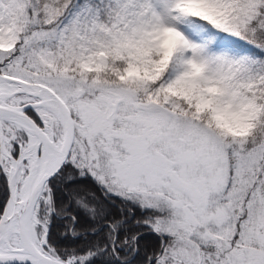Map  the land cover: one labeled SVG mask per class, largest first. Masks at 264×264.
<instances>
[{"label": "snow or ice", "instance_id": "6c2138e0", "mask_svg": "<svg viewBox=\"0 0 264 264\" xmlns=\"http://www.w3.org/2000/svg\"><path fill=\"white\" fill-rule=\"evenodd\" d=\"M0 264H264V0H0Z\"/></svg>", "mask_w": 264, "mask_h": 264}]
</instances>
